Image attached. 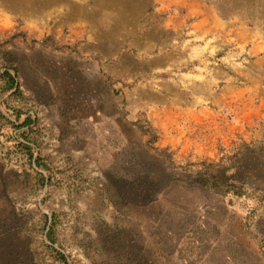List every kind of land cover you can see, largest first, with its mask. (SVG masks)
<instances>
[{
  "label": "rangeland",
  "instance_id": "374dc122",
  "mask_svg": "<svg viewBox=\"0 0 264 264\" xmlns=\"http://www.w3.org/2000/svg\"><path fill=\"white\" fill-rule=\"evenodd\" d=\"M194 23L215 27L208 42L230 26L247 39L206 49L188 42ZM6 69L20 92L5 88ZM29 115L37 124L21 126ZM144 129L169 147L172 172L214 162L245 183L221 194L234 209L218 239L201 224L204 264H264V0H0V215H19L0 220V264H159L168 218L125 202L105 169L123 157L108 136L144 161L166 158Z\"/></svg>",
  "mask_w": 264,
  "mask_h": 264
},
{
  "label": "trees",
  "instance_id": "16d2710c",
  "mask_svg": "<svg viewBox=\"0 0 264 264\" xmlns=\"http://www.w3.org/2000/svg\"><path fill=\"white\" fill-rule=\"evenodd\" d=\"M2 78L6 81V89L15 88L14 93L21 91L17 74L6 69L2 74ZM37 122V117L29 115L21 123V126L30 125L31 123L37 124ZM144 133L151 134L148 144L152 149L160 154L162 153L166 157L167 162L165 159H158V156L153 157V161L139 159L136 155H132L128 141L108 136L104 138V145L107 147L117 146L123 141L118 153L123 157L113 167L108 165L105 168L107 175L121 191L125 202L133 207L143 209V211H146L149 207L152 208V206H159L161 215L165 217L164 219L168 218L167 224L164 223V220L159 222L156 233L160 227L164 230H170L173 245L169 254L166 253L164 255V251L161 249L158 254L159 264H204L203 257L205 256H203L202 245L209 238L202 240L201 233H199L201 224L206 221L213 222L216 236L212 237V239H218L224 227V222H222L223 214L230 212L233 208L229 207L230 204L227 200L225 205H218V202L221 201V194H225V192L231 194L247 192L245 183L228 177L227 172L231 167L230 165L218 166L214 162L204 161L202 170L196 175L190 173L186 166H181L185 170L183 174L172 172L168 169V162L174 168L177 165L172 153L169 151V147L164 148L158 144L159 132L144 129ZM102 139L100 141H103ZM245 144L247 143L245 142ZM25 146L34 158L35 154L32 150L31 140L25 143ZM108 153H111V151ZM236 155L237 153L234 156ZM238 158V161H240L241 157ZM35 161L38 165L49 167L41 153L36 156ZM48 179L50 180V178ZM49 180L47 181V177H45L44 183L49 182ZM3 212L4 216L0 215V217L2 216L0 218L2 224L12 219L6 209ZM237 217L241 226H247L246 219L243 220L239 213ZM56 221L57 216L53 214L52 222L47 232V238L52 242L56 241ZM236 235L238 236V234ZM48 246L53 247V244L49 243ZM58 253L62 260L68 261L67 255L63 251L59 250ZM199 256H202V258ZM166 258L168 259L166 260Z\"/></svg>",
  "mask_w": 264,
  "mask_h": 264
},
{
  "label": "crops",
  "instance_id": "0c3cea01",
  "mask_svg": "<svg viewBox=\"0 0 264 264\" xmlns=\"http://www.w3.org/2000/svg\"><path fill=\"white\" fill-rule=\"evenodd\" d=\"M199 22V21H198ZM198 22H196L198 24ZM194 26V29H191V33L194 34L193 37H190V39H188V42L191 43V41L193 42L194 40V44H199V41L197 40H204L203 43L201 44H206L208 45L206 47V49H214V50H219V49H223V48H226V46L228 44H225V43H228V41H238L241 44H244L246 42V39L247 37H243L242 36V33H237L234 37L231 36L230 34L233 33V27H229L228 30L226 31L227 34H223V38H221L220 35L216 36L215 39L214 38H211V40L208 42L206 37L209 35V34H212L213 33V29H215L214 26H209V27H204V26H197L195 25V23L193 24ZM174 26H177V25H174ZM248 32V30H246ZM216 38L218 40H216ZM194 39V40H193ZM156 46H158V44H155ZM168 44H165V46H167ZM159 46H161V44H159ZM204 45H200L199 47H190V52H188V57L187 59H193L195 57H199V49L203 50L204 51V48H202ZM204 46V47H205ZM172 51V50H171ZM198 51V52H196ZM169 52V51H167ZM231 54V52H230ZM221 98V96H220ZM215 102V101H214ZM188 106L190 104H187ZM210 104L208 106H206L207 109H210ZM187 107V106H186ZM198 107V105H197ZM188 128V127H187ZM187 133V130L185 131V134ZM173 139V138H172ZM171 139L172 143L174 142L173 140ZM177 143H180L178 138L176 140V142L174 144H177ZM186 143V142H185Z\"/></svg>",
  "mask_w": 264,
  "mask_h": 264
},
{
  "label": "water",
  "instance_id": "95a60500",
  "mask_svg": "<svg viewBox=\"0 0 264 264\" xmlns=\"http://www.w3.org/2000/svg\"><path fill=\"white\" fill-rule=\"evenodd\" d=\"M1 195H2L3 197H5V199H7V197H6V192H3V194H1ZM6 208H7L6 210L10 213L11 216H14V217H15V216L18 215V214H17V215H16V214L14 215V214L11 212V210H9L8 207H6ZM18 217H19V215H18Z\"/></svg>",
  "mask_w": 264,
  "mask_h": 264
},
{
  "label": "bare ground",
  "instance_id": "6f19581e",
  "mask_svg": "<svg viewBox=\"0 0 264 264\" xmlns=\"http://www.w3.org/2000/svg\"><path fill=\"white\" fill-rule=\"evenodd\" d=\"M36 10H37V11H42V10H41V8H38V7H37V9H36Z\"/></svg>",
  "mask_w": 264,
  "mask_h": 264
}]
</instances>
